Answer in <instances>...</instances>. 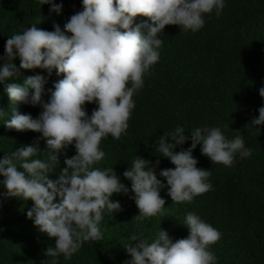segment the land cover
<instances>
[{
  "label": "clouds",
  "instance_id": "1",
  "mask_svg": "<svg viewBox=\"0 0 264 264\" xmlns=\"http://www.w3.org/2000/svg\"><path fill=\"white\" fill-rule=\"evenodd\" d=\"M44 4L50 6L49 14L62 12V0H41ZM81 5L63 29L55 22L51 31L38 28L42 17L8 36L0 55V85L14 105L6 119L9 112L0 107V119L9 129L42 134L36 143L5 152L0 158V199L33 201L27 217L40 232L55 238V246L46 250L51 264H59L61 256L71 260L84 241L104 239L101 221L105 213L122 210L120 201L112 198L114 193L131 190L139 208L134 218L143 220L163 213L166 201L160 193L166 187L178 203L210 190V169L198 167L193 156L197 145L213 163L226 166L233 164L237 153L247 157L252 152L243 135L229 139L219 126H197L187 130L188 135L177 124L153 142L156 155L175 165L159 170L166 183L157 176L160 161L153 163L138 154L123 173L131 189L113 167H96L106 157L102 140L127 135L135 108L133 96L160 58L163 41L159 34L165 26L179 25L182 31L196 32L204 26L206 14H220L225 0H81ZM138 16L147 19L136 23ZM17 57L19 66L14 62ZM37 68L43 73L24 76L21 71ZM54 71L63 77L47 89L50 95L45 100V85ZM21 76L22 83L9 82ZM259 94L264 98V86ZM86 102L97 105L90 115ZM18 103L38 105L41 111L35 117L21 113ZM258 112L251 123L261 134L264 104ZM41 138L46 140L47 158H40ZM188 140L189 147L175 150ZM73 144L76 154L66 157V167L57 179L50 178L60 150ZM182 222L189 235L175 242L162 228L151 241L137 234L122 237L121 246L130 256L123 264H217L211 245L220 239V231L192 211Z\"/></svg>",
  "mask_w": 264,
  "mask_h": 264
},
{
  "label": "trees",
  "instance_id": "2",
  "mask_svg": "<svg viewBox=\"0 0 264 264\" xmlns=\"http://www.w3.org/2000/svg\"><path fill=\"white\" fill-rule=\"evenodd\" d=\"M61 3V0H55ZM62 12L49 14V5L41 0H0V55L8 38L31 23L38 28L53 30V24H64L82 7L81 0H62ZM147 17L138 16L136 23ZM163 41L159 60L144 77V86L133 96L135 108L128 121L127 135L114 139L109 135L101 147L106 157L96 167L112 168L121 182L131 189V181L123 176L132 159L138 154L162 168L175 167L168 158L156 155L154 141L175 125H183L186 134L197 126H219L229 138L243 135L251 155L237 153L233 164L213 163L201 153L200 146L193 150L198 167L210 169L208 177L212 188L197 195L192 201L173 202L167 187L161 190L166 204L162 214L137 220L139 208L130 190L127 194H113L122 210L105 213L101 221L104 239L84 241L71 260L59 258V264H123L130 258L121 246V238L133 234L151 241L160 228L175 240L186 238L189 228L182 221L189 212H195L212 224L220 239L211 245L217 264H264V125L261 134L251 123L258 116L264 98L259 88L264 86V0H225L219 15L213 11L205 15L204 26L196 31H182L179 25H166L159 34ZM19 66V58L14 61ZM24 76L41 69L21 70ZM46 75V73H44ZM55 71L45 85L47 100L53 82L62 78ZM15 83H22L23 76ZM0 107L10 112L11 101L4 86L0 85ZM21 113L37 116L41 108L28 104L16 105ZM94 103L86 102L90 115ZM229 125V127H228ZM41 133L9 129L0 119V158L26 144L37 142ZM40 158H47L46 140L38 141ZM188 140L181 147L187 148ZM45 149V150H44ZM76 154L75 145L61 149L58 163L50 178L57 179L66 167V157ZM2 179V177H0ZM33 201L9 197L0 199V264H51L46 255L55 238L40 232L26 215Z\"/></svg>",
  "mask_w": 264,
  "mask_h": 264
}]
</instances>
